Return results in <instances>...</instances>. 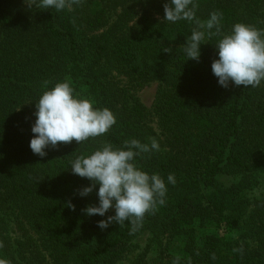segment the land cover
Returning <instances> with one entry per match:
<instances>
[{
    "label": "trees",
    "instance_id": "1",
    "mask_svg": "<svg viewBox=\"0 0 264 264\" xmlns=\"http://www.w3.org/2000/svg\"><path fill=\"white\" fill-rule=\"evenodd\" d=\"M168 2L79 0L57 12L0 0V258L9 264H124L145 234L147 247L130 264H149L145 254L169 237L182 242L179 254L163 263L166 249H157L155 264H264V82L223 88L211 68L215 44L234 24L264 29V0H195L196 20L223 14L221 34L206 32L199 61L182 48L196 20L164 21ZM65 79L81 98L112 110L116 124L41 157L29 147L35 102L46 81L51 88ZM153 81L163 88L148 109L135 92ZM133 138L159 142L135 162L165 179L166 203L136 231L128 222L101 229L98 221L115 210L83 211L98 206L99 186L82 197L92 181L73 174L71 163ZM221 175L237 180L228 186Z\"/></svg>",
    "mask_w": 264,
    "mask_h": 264
},
{
    "label": "clouds",
    "instance_id": "2",
    "mask_svg": "<svg viewBox=\"0 0 264 264\" xmlns=\"http://www.w3.org/2000/svg\"><path fill=\"white\" fill-rule=\"evenodd\" d=\"M76 3L79 0H32L28 5L60 12L71 9ZM197 7L195 0H169L164 5V21L196 20ZM222 17L221 12L213 11L207 20H196L197 27L182 47L187 60L199 61L206 32L210 36L221 34ZM215 45L218 59L213 61L211 68L221 87L228 88L234 84L254 88L264 82V29L236 23L231 32L222 35ZM47 85L46 81L47 90L35 102L36 119L29 144L34 154L44 157L47 155L45 149L49 146L100 137L116 124L112 110L95 107L91 99L81 98L70 80L57 82L51 88H47ZM159 150L160 144L154 138L150 144L133 138L126 140L121 147L106 142L91 154L77 156L72 161V173L92 181L91 186L80 192L82 197L88 196L99 186L98 206H88L83 211L88 216L104 217L111 209L115 210V215L98 221L99 228L106 229L112 223L123 227L128 222L132 231H136L142 226L146 214L153 212L157 206L165 205V179L158 173L149 174L135 162L142 154ZM167 183L175 185L174 174L167 176ZM70 207L75 210L74 205ZM0 264L9 262L0 258Z\"/></svg>",
    "mask_w": 264,
    "mask_h": 264
},
{
    "label": "rangeland",
    "instance_id": "3",
    "mask_svg": "<svg viewBox=\"0 0 264 264\" xmlns=\"http://www.w3.org/2000/svg\"><path fill=\"white\" fill-rule=\"evenodd\" d=\"M162 88L163 85L160 82L153 81L142 89L137 90L135 94L140 99L143 105H145L148 109H152L155 99ZM150 125L157 132L160 131L158 120L155 117L151 118ZM220 180H222L226 185L229 186L236 182L237 179L233 176L221 175ZM136 244L138 245V247L134 249L133 252H130L128 255H126L125 257H127V259H122V263L130 264L133 259H136L137 254L143 253V250L146 249L148 244V234H145L137 239ZM181 244L182 242L179 239L169 237L163 242L162 245H156L157 248L153 247V250L149 251V255L145 254V257L147 258L149 264H155V260L158 257L157 249H159L160 252L166 249L161 260L163 263H166L170 259L169 256L172 255L173 257L179 254L180 248L182 247Z\"/></svg>",
    "mask_w": 264,
    "mask_h": 264
}]
</instances>
